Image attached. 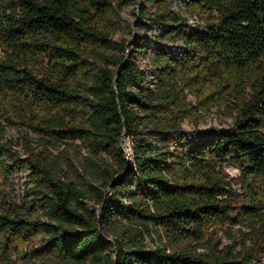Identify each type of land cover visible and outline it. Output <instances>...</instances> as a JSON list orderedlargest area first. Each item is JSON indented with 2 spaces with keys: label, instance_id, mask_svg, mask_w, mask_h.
Masks as SVG:
<instances>
[{
  "label": "trees",
  "instance_id": "16d2710c",
  "mask_svg": "<svg viewBox=\"0 0 264 264\" xmlns=\"http://www.w3.org/2000/svg\"><path fill=\"white\" fill-rule=\"evenodd\" d=\"M147 3L155 50L122 39L126 55L106 54L117 7L145 17ZM172 3L0 0V264H264V0H186L185 15ZM212 107L228 128L182 127ZM7 126L34 138L20 151ZM77 141L115 161L89 159L90 179L61 149ZM24 170L17 202L5 188ZM225 225L248 228L249 245H221Z\"/></svg>",
  "mask_w": 264,
  "mask_h": 264
},
{
  "label": "rangeland",
  "instance_id": "374dc122",
  "mask_svg": "<svg viewBox=\"0 0 264 264\" xmlns=\"http://www.w3.org/2000/svg\"><path fill=\"white\" fill-rule=\"evenodd\" d=\"M185 1L186 0H173L171 8L178 11L182 15H185ZM148 10L145 17H140L138 15V4L130 6H120L117 7L116 14V31L113 36L115 44L108 50L103 51L106 54L111 55H126V46L132 45L133 41H137L140 38L147 39L153 42V46L147 49L148 53H152L157 44V41H154L153 35H155L156 30L151 22L153 8L147 3ZM199 21H201L200 16H187V23L189 27H194ZM126 40V45L122 48L119 44L120 40ZM159 43V42H158ZM180 42H167L165 46L171 52H176L180 48ZM135 57L139 65L151 72V66L148 61L147 53L144 54L140 51L135 52ZM98 59V58H97ZM100 60H96L95 69L97 70L100 66ZM187 100L195 104L196 99L194 95H188ZM201 115L197 118L196 122L184 120L182 122V127L186 130H192L194 128H199L202 130H207L210 127L216 126L219 128H228L232 123V118L229 114L219 107H212L209 112L200 111ZM0 123L3 125L5 123L3 119V111L0 107ZM1 135L4 139H12L16 145V148L22 151L21 142L23 136H28L29 138H34V135L23 128L20 127H5L1 132ZM129 140L127 138L123 139V149L128 155L130 152L129 149ZM61 149H66L69 156L72 158L73 163L76 167L84 169L86 167V175L90 179H96L97 176L92 170V167L89 166V159H93L95 162L106 161L108 163H113L115 161L113 154L111 153H101L98 155H93L90 150L81 142L67 143L61 147ZM223 173L226 175L234 176L237 174L235 168L229 166L227 163L223 165ZM69 174V173H68ZM29 179V174L27 170L24 171H15L10 179V183L6 186L5 191L12 197L15 201L19 202L23 194L24 187ZM0 183H3L0 180ZM238 186L235 187L238 190ZM215 231L214 227L210 228V232ZM248 231V228L239 227V225H225L221 228H217V239L221 245L231 243L234 245L235 249H239L242 245H249V240L245 238V233ZM190 245L189 242L183 241L175 244L174 246L166 245L168 250L172 249H182Z\"/></svg>",
  "mask_w": 264,
  "mask_h": 264
},
{
  "label": "built area",
  "instance_id": "2783aa9c",
  "mask_svg": "<svg viewBox=\"0 0 264 264\" xmlns=\"http://www.w3.org/2000/svg\"><path fill=\"white\" fill-rule=\"evenodd\" d=\"M236 171H237V169H236Z\"/></svg>",
  "mask_w": 264,
  "mask_h": 264
}]
</instances>
